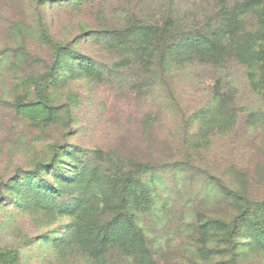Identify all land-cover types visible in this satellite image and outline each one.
<instances>
[{
	"label": "rangeland",
	"instance_id": "374dc122",
	"mask_svg": "<svg viewBox=\"0 0 264 264\" xmlns=\"http://www.w3.org/2000/svg\"><path fill=\"white\" fill-rule=\"evenodd\" d=\"M263 3L0 0L1 264H90L24 190L75 172L57 205L130 182L149 264H264L241 220L264 204ZM136 17L177 29L164 65L114 32Z\"/></svg>",
	"mask_w": 264,
	"mask_h": 264
},
{
	"label": "trees",
	"instance_id": "16d2710c",
	"mask_svg": "<svg viewBox=\"0 0 264 264\" xmlns=\"http://www.w3.org/2000/svg\"><path fill=\"white\" fill-rule=\"evenodd\" d=\"M249 4L252 5L251 2ZM258 13L263 26L264 40V3L259 7ZM163 22H151L136 17L134 21L120 29H115L114 32L128 39L133 50L144 55L149 64L158 60L160 65H164L166 54L163 48L170 38L177 39L178 36L176 28L172 31L166 22ZM261 52L263 56L264 42ZM43 102L36 104L49 108L47 103ZM55 163L56 161L53 162ZM38 173L39 171L35 173V176ZM76 176L77 172L67 179L57 178L55 186L44 185L30 179L24 183V190L32 192V199L37 204V208L55 219L60 216L70 218L57 237L49 236L44 242L53 244L57 250L68 251L65 252L66 254L81 253L90 264L103 262L107 254L114 249L127 256L132 252H139L140 254L135 253L134 255V264H149L147 251L143 249L144 236L137 225V214L133 210L129 196L130 182L120 183L118 193L116 189L106 194L95 192L93 194L94 203L88 201L86 193H81L76 198L72 197L69 202L57 205L55 198L64 190V187L58 184L63 181L68 187L74 183ZM232 198L239 201L236 197ZM246 206L248 208L241 213L242 226L251 228L250 237L258 244L264 245V204L255 206L247 204ZM103 215H107V218L103 219ZM259 218L261 223L258 222ZM9 256L0 251V264Z\"/></svg>",
	"mask_w": 264,
	"mask_h": 264
}]
</instances>
